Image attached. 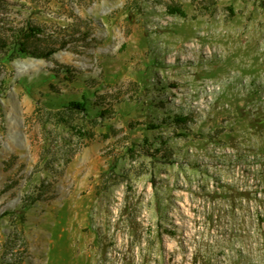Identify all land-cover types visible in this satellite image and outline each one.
<instances>
[{"label": "rangeland", "instance_id": "374dc122", "mask_svg": "<svg viewBox=\"0 0 264 264\" xmlns=\"http://www.w3.org/2000/svg\"><path fill=\"white\" fill-rule=\"evenodd\" d=\"M27 23L57 51L0 52V264H264V0H0Z\"/></svg>", "mask_w": 264, "mask_h": 264}, {"label": "trees", "instance_id": "16d2710c", "mask_svg": "<svg viewBox=\"0 0 264 264\" xmlns=\"http://www.w3.org/2000/svg\"><path fill=\"white\" fill-rule=\"evenodd\" d=\"M171 12H182L180 7H171ZM43 29L39 25L27 23L24 26L11 29L10 32L0 33V52H2L4 58L12 60L17 56H33L37 58H50L56 51L51 42L45 41L41 36ZM65 46V44H64ZM73 113H85L87 114L86 100H72L64 105V110L60 111V114L71 115ZM104 114L105 111H101ZM176 121L178 123H186L188 116L177 115ZM40 197H35L33 194H28L24 197L21 217L24 218L25 211ZM21 260L12 262L10 264H20Z\"/></svg>", "mask_w": 264, "mask_h": 264}]
</instances>
